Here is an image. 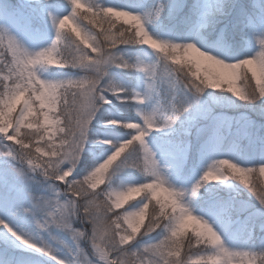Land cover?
I'll return each instance as SVG.
<instances>
[{"label": "snow or ice", "instance_id": "snow-or-ice-1", "mask_svg": "<svg viewBox=\"0 0 264 264\" xmlns=\"http://www.w3.org/2000/svg\"><path fill=\"white\" fill-rule=\"evenodd\" d=\"M0 264H264V0H0Z\"/></svg>", "mask_w": 264, "mask_h": 264}, {"label": "rangeland", "instance_id": "rangeland-1", "mask_svg": "<svg viewBox=\"0 0 264 264\" xmlns=\"http://www.w3.org/2000/svg\"><path fill=\"white\" fill-rule=\"evenodd\" d=\"M254 118H255V119H258V117H255V116H254ZM257 176H259V173H257ZM258 182H259V181H258ZM138 198H139V197H134L133 199H138ZM129 202H131V201H129ZM125 206H126V205H125ZM82 246L87 247L86 244H84V245H82Z\"/></svg>", "mask_w": 264, "mask_h": 264}]
</instances>
